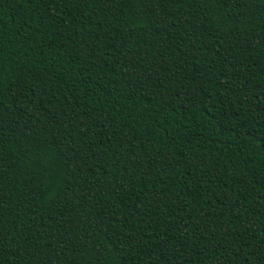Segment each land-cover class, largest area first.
<instances>
[{"label":"trees","instance_id":"16d2710c","mask_svg":"<svg viewBox=\"0 0 264 264\" xmlns=\"http://www.w3.org/2000/svg\"><path fill=\"white\" fill-rule=\"evenodd\" d=\"M0 264H264V0H0Z\"/></svg>","mask_w":264,"mask_h":264}]
</instances>
